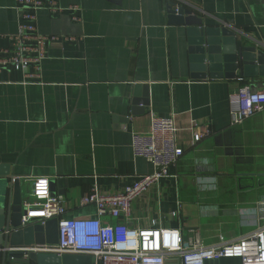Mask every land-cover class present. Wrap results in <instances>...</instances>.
I'll list each match as a JSON object with an SVG mask.
<instances>
[{
  "label": "crops",
  "instance_id": "crops-1",
  "mask_svg": "<svg viewBox=\"0 0 264 264\" xmlns=\"http://www.w3.org/2000/svg\"><path fill=\"white\" fill-rule=\"evenodd\" d=\"M59 1L80 6L81 20L43 9L39 30L78 40L50 46L40 80L26 70L0 71V164L20 180L24 202L34 179L47 176L52 193L65 198L66 217H98L97 206L83 205V196L93 187L118 194L152 174L155 166L134 155L133 136L149 131L153 115H174L185 149L177 166L133 200L130 217L106 215L103 221L199 228L206 243L254 230L264 201V111L231 125L244 83L191 77L187 25L169 23L167 3L194 7L206 24L229 25L241 44L264 52V0ZM19 22L16 0H0V46L11 44ZM246 82L264 92V76ZM135 98L148 105L134 104ZM197 125L213 133L193 145Z\"/></svg>",
  "mask_w": 264,
  "mask_h": 264
},
{
  "label": "built area",
  "instance_id": "built-area-1",
  "mask_svg": "<svg viewBox=\"0 0 264 264\" xmlns=\"http://www.w3.org/2000/svg\"><path fill=\"white\" fill-rule=\"evenodd\" d=\"M20 11L18 31L11 35V44L0 46V71L11 68L26 70L30 79L42 78V63L55 42H74L77 36L44 34L38 27L39 11L46 9L54 15L70 12L74 20L82 18L78 5L63 6L59 0H16ZM244 84L239 92V106L233 112L231 125H241L249 118L264 111V92L253 91ZM192 144H197L213 132L209 126H196ZM178 126L174 115H153L150 129L136 132L132 147L136 157L145 158L155 166L152 174L137 178L122 192L113 195L98 193L96 187L85 194L83 205L95 204L98 217H66L65 198L53 194L47 176L34 179L31 199L24 202L27 209L22 223L59 221L57 244L36 245L31 250L66 253H90L96 264H169L179 259L180 264H206L223 258H238L241 264H264V201L257 205L256 228L233 239L220 236L214 243H206L199 228L188 232L171 226L136 227L127 223H105L103 216L115 219L131 216L132 202L142 192L170 175V168L177 166L185 153L178 143Z\"/></svg>",
  "mask_w": 264,
  "mask_h": 264
},
{
  "label": "water",
  "instance_id": "water-1",
  "mask_svg": "<svg viewBox=\"0 0 264 264\" xmlns=\"http://www.w3.org/2000/svg\"><path fill=\"white\" fill-rule=\"evenodd\" d=\"M167 13L169 23L187 25L192 78L264 76V52L241 44L237 29L225 24L208 25L194 7L178 1L167 3ZM148 102L134 100L136 105ZM26 211L20 180L10 173L9 166L0 164V264H96V259L93 262L87 255L31 250L36 245L58 243L59 221L53 218L43 224H23Z\"/></svg>",
  "mask_w": 264,
  "mask_h": 264
},
{
  "label": "rangeland",
  "instance_id": "rangeland-1",
  "mask_svg": "<svg viewBox=\"0 0 264 264\" xmlns=\"http://www.w3.org/2000/svg\"><path fill=\"white\" fill-rule=\"evenodd\" d=\"M208 202H209L208 203L209 205H212V202H210V201H208ZM220 202H221V200L218 201V203H220ZM207 210L208 211H213V212H218L217 208H213V207L212 208L208 207ZM188 230H189V228L185 229L186 232H188Z\"/></svg>",
  "mask_w": 264,
  "mask_h": 264
}]
</instances>
